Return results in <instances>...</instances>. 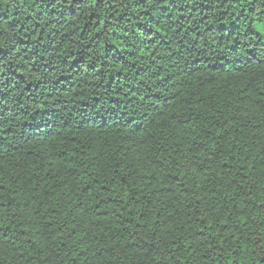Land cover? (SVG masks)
Here are the masks:
<instances>
[{"label": "trees", "instance_id": "trees-1", "mask_svg": "<svg viewBox=\"0 0 264 264\" xmlns=\"http://www.w3.org/2000/svg\"><path fill=\"white\" fill-rule=\"evenodd\" d=\"M0 264H264V0H0Z\"/></svg>", "mask_w": 264, "mask_h": 264}]
</instances>
